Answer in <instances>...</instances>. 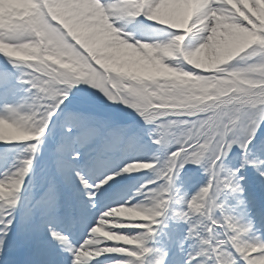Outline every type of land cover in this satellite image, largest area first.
<instances>
[{"label": "snow or ice", "instance_id": "snow-or-ice-1", "mask_svg": "<svg viewBox=\"0 0 264 264\" xmlns=\"http://www.w3.org/2000/svg\"><path fill=\"white\" fill-rule=\"evenodd\" d=\"M0 264H264V0H0Z\"/></svg>", "mask_w": 264, "mask_h": 264}]
</instances>
